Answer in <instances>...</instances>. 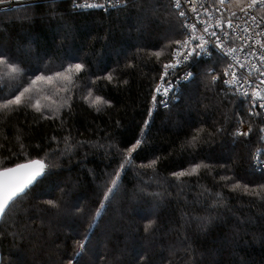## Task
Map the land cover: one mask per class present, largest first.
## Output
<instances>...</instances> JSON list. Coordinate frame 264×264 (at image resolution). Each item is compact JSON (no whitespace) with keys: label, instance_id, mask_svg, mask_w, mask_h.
I'll return each mask as SVG.
<instances>
[{"label":"trees","instance_id":"16d2710c","mask_svg":"<svg viewBox=\"0 0 264 264\" xmlns=\"http://www.w3.org/2000/svg\"><path fill=\"white\" fill-rule=\"evenodd\" d=\"M171 1L131 0L126 9L107 12L75 11L70 1L0 11V47L22 69L14 77L0 70V101L38 76L85 65L70 73L71 83L38 81L21 107L0 108V169L27 159L48 166L17 199L9 214L16 225L0 224L2 264H66L86 232L88 250L79 264H264V189L257 187L264 173L252 165L263 120L250 114L246 100L226 92L224 61L194 62L195 77L179 100L151 112L176 45L163 46L181 38L182 18ZM29 45L32 59L15 51ZM161 50L158 60L154 53ZM210 70L220 77L215 84ZM96 95L108 101L99 111L90 103ZM193 95L199 104H192ZM37 100L40 112L32 106ZM241 119L248 126L242 132L252 126L248 136L235 135ZM137 139L142 143L121 170L119 189L93 220L110 176ZM181 171L191 174L173 175ZM237 181L241 186L233 190ZM57 198L59 210L45 203Z\"/></svg>","mask_w":264,"mask_h":264},{"label":"snow or ice","instance_id":"6c2138e0","mask_svg":"<svg viewBox=\"0 0 264 264\" xmlns=\"http://www.w3.org/2000/svg\"><path fill=\"white\" fill-rule=\"evenodd\" d=\"M46 2H50L53 5H55L58 0H46ZM109 7L113 8H127L129 6V3L131 0H106ZM218 2L221 5H224L225 0H218ZM236 2L242 3V0H236ZM257 0H251V2L247 5L248 8L254 7ZM261 5L264 6V0H260ZM0 3H3V0H0ZM26 7H32V4H27ZM73 7L74 8H100L103 9L105 7V4L102 3H85V4H78L76 3V0H73ZM175 8L180 9L181 3L180 0H175ZM192 11L195 12L196 9L193 6ZM241 11H244L243 8H241ZM51 15H55L56 13H50ZM234 15V13H233ZM178 16L181 18L185 17L184 11H179ZM31 16H23L21 17V20H28L31 21ZM255 19V17H253ZM229 27H231V21H229ZM3 25L0 24V31H3ZM203 33L207 34L210 37H215L216 39L214 41H210L208 39H205V35H196L197 32V26L196 24L188 23L186 19H181L177 23V33L181 38H170L168 43L164 45V48L170 47L171 45H176L177 47L172 48L171 55L173 57V60L164 63L163 64V74L161 75V81L164 82V78L169 75V69L175 70L179 65L181 64H189L194 58L200 57L201 55H210L208 45L210 43H213L215 47L225 56H231L232 53L235 51L234 49L228 48L225 49L223 47V40L217 36L215 32H209L208 27L203 28ZM247 31V29H245ZM257 44L260 45L262 49H264V43H261L260 41H257ZM163 50V49H162ZM161 51H156L154 55L159 60L161 54ZM233 59H236L234 56ZM259 59L262 63H264V54H261L259 56ZM238 62V61H237ZM85 65L83 63H69L68 67L64 69L63 71H56L52 75H41L36 77V79L31 80V83L23 89V91H20L18 95H14L11 98H5L2 101H0V108L8 109L10 107H14L18 109L22 106L25 94L30 92L34 85L37 84L38 81H46L48 83H52L54 78H62L69 83L72 82V77L70 73L73 72V70L76 73H80L83 71ZM232 64H228L226 68L223 69V75L225 77H231V79H224L223 83L228 86H232L234 84L239 83V79L237 78V74L235 71H230L232 69ZM241 68L244 67L243 64L240 65ZM252 69L258 71L260 73V77H264V70H261L257 68L256 65H252ZM0 70H3L7 73L9 77H14L22 72L21 67L18 63L13 61L6 53L3 51H0ZM211 74V80L212 83L215 84V82L220 79L219 75L215 74L212 70H210ZM250 75V72L248 73ZM193 76V73L191 71H188L185 73V78H191ZM2 78V76H0ZM97 80L101 79V77H97ZM106 79L109 82H112L114 79V76L112 73H109L106 76ZM245 82H248V76L244 77ZM94 84L95 81H92ZM123 83H127V81H123ZM166 85L163 89L159 85L154 89L155 93L157 94H163V96L167 97L169 94V91L173 88V82L171 80L166 81ZM261 85H264V79H259V84L256 85V87L253 89L252 95L253 97L259 98L261 101L260 107L264 108V87H261ZM67 91V88L64 89ZM243 96H247L248 93L245 91L242 93ZM92 96V92L89 91L88 97ZM88 97H85L86 99ZM45 99H48V97H45ZM153 103L157 102L156 95H153L152 97ZM55 103V101H53ZM90 103L93 106H97V111L100 110L99 106L102 104H107L108 101L104 100L101 96L96 95L94 99H91ZM160 104H162L164 107H168L169 101L167 99H161L159 101ZM37 112L41 111V104L37 100L34 105H32ZM250 111H252L250 109ZM151 114V113H150ZM252 114L260 115L259 113H256L252 111ZM43 115V113H42ZM145 124H148V121H145ZM241 124H243V121H241ZM200 131L199 129L197 130ZM217 131H220V129H217ZM252 132V126L249 125L247 132H241L239 129L236 130L235 135H243L248 136V134ZM261 133H264V128L260 129ZM198 139L197 136L192 137V144L194 146V142H196ZM261 139H264V136L261 137ZM65 143H67V138H65ZM142 141L140 139H137L135 141V144L127 150L126 155L121 156V160L119 162L117 170L114 171V173L110 176V179L108 181V184L110 186H107L103 191V196L100 201L99 207L96 209L95 214L93 216V220H96L100 216H102V212L106 207L105 202H111V199L114 196V192L119 189L120 183H121V170H126L128 166L132 165V153L136 151V149L141 145ZM103 147V145H101ZM111 147V145H109ZM21 148H23V145L21 144ZM67 151V149H65ZM156 164V160L151 161V164L149 167H152ZM47 165L43 159H27L23 163H17L14 167H5L0 169V222L4 223H10L12 226H15L17 221L15 219L9 221V214L11 213L12 209L15 207L17 203V198L21 197V194L27 195L25 192L26 189H29L30 186H32L34 183H38V178L43 177L45 175ZM199 165L195 166L191 172L195 173L199 170ZM186 174L184 171L181 172H175L173 173L174 176L177 178H180ZM226 179H228L226 177ZM240 182L237 181L232 185V189L236 190L239 188ZM245 191H248V185H243ZM258 188L264 189V184L257 185ZM256 195H260L259 193H256ZM264 199V197H261ZM49 208L59 210L60 208V198L57 199H50L45 202ZM78 212L82 213V209H77ZM153 222L149 221L148 224L145 225V232H149L152 228ZM96 225L94 223L89 224V230L94 228ZM11 235L15 236L16 233L12 232ZM2 235V233H0ZM89 241L88 233L86 232L84 235V238L81 240L75 241V246L73 249L72 255L67 259L66 264H79L80 258L86 253L88 250L86 248V245Z\"/></svg>","mask_w":264,"mask_h":264},{"label":"built area","instance_id":"2783aa9c","mask_svg":"<svg viewBox=\"0 0 264 264\" xmlns=\"http://www.w3.org/2000/svg\"><path fill=\"white\" fill-rule=\"evenodd\" d=\"M58 1H70L71 7L75 11H90V10H101L104 12L113 10L115 8L109 7L106 0H76L78 4L85 3H102L105 4L103 9L100 8H74L73 0H58ZM173 8L179 12L184 11L185 17L188 23L196 24L197 32L196 35H205V39L214 41L215 37H210L203 33V28L208 27L209 32H215L223 40V47L225 49L231 48L235 51L231 56L223 55L213 43L208 45L210 55H201L200 57L194 58L189 64H181L175 70L169 69V75L164 78V82L160 81L159 86L163 89L166 85V81L171 80L173 82V88L169 91L167 97L163 94L156 95L157 102H152L151 112H156L164 107L159 103L161 99H167L169 104L177 102L180 97V93L187 83L192 81L195 77V71L193 64L196 61L211 59L214 56L220 57L224 63L225 68L228 64H232V69L230 71H235L237 78L239 79L238 84L228 86L224 84V88L227 93L234 97L243 98L247 101L249 109L259 113L262 116L263 127L264 128V108L260 107L261 101L259 98L253 97V89L259 84V79H264L260 77V73L252 69V65H256L257 68L264 70V63L259 59L261 54H264V49L257 44V41L264 43V17L261 15V11L264 6L261 5L260 0H257L254 7L248 8L247 5L251 0H242V3H237L236 0H225L224 5H221L218 0H180L181 8H175V0L171 1ZM37 3H47L46 0H3L0 3V11L12 10L18 7L26 6L27 4H37ZM195 7L196 11L193 12L192 8ZM241 8L244 11H241ZM234 13V15H233ZM255 17V19H253ZM229 21H231V27H229ZM247 29V31H245ZM177 47V46H175ZM236 59H233L232 57ZM173 57H171V61ZM238 61V62H237ZM243 64L244 67L241 68L240 65ZM191 71L193 76L191 78H185V73ZM250 72V75L248 73ZM248 76V82H245L244 77ZM224 79H231V77H225ZM264 87V85H261ZM247 91L248 95L245 97L242 95ZM252 111L249 110L250 114ZM240 128L246 130L245 124H241ZM244 122V121H243ZM241 129V131H242ZM264 133L260 134V145L256 149L252 161V165L258 173H264V139L261 137Z\"/></svg>","mask_w":264,"mask_h":264},{"label":"rangeland","instance_id":"374dc122","mask_svg":"<svg viewBox=\"0 0 264 264\" xmlns=\"http://www.w3.org/2000/svg\"><path fill=\"white\" fill-rule=\"evenodd\" d=\"M150 16H153V14L152 13H150ZM65 27L64 26H62L61 27V35H63V31H65ZM162 38H159V40H161ZM31 42H29V44H30ZM135 44V43H134ZM29 47H32L31 45H29V46H23V47H15V51L18 53V54H20V55H22V54H24L27 58H30V56H31V52H30V48ZM4 49L2 48V47H0V51H3ZM70 52H71V50H69ZM68 51V52H69ZM72 53H75V54H78L77 52H72ZM30 59H32V56H31V58ZM35 62V61H34ZM35 65V67H38V64H34ZM190 99H192V104L193 105H196V104H199V102H200V99L201 98H199V97H197V95H193L192 96V98H190ZM243 124H245V121L243 122ZM242 124V125H243ZM246 125V124H245ZM248 126L246 125V128H247ZM242 129V128H241ZM241 129H240V131H241ZM242 131H243V129H242ZM241 131V132H242ZM245 131V130H244ZM150 211H148V215L150 216Z\"/></svg>","mask_w":264,"mask_h":264},{"label":"water","instance_id":"95a60500","mask_svg":"<svg viewBox=\"0 0 264 264\" xmlns=\"http://www.w3.org/2000/svg\"><path fill=\"white\" fill-rule=\"evenodd\" d=\"M13 167H14V166H13ZM44 177H45V175H44L43 177L38 178V180L40 181V180H42ZM36 184H37V183H34L32 186H30L29 189H26L25 192L27 193L30 189H32L33 187H35ZM23 195H24V194H21V196H23ZM17 199H18V198H17ZM0 224H1V222H0ZM0 264H2V254H1V252H0Z\"/></svg>","mask_w":264,"mask_h":264},{"label":"bare ground","instance_id":"6f19581e","mask_svg":"<svg viewBox=\"0 0 264 264\" xmlns=\"http://www.w3.org/2000/svg\"><path fill=\"white\" fill-rule=\"evenodd\" d=\"M250 110V109H249ZM263 127V126H262ZM260 134H261V132H260Z\"/></svg>","mask_w":264,"mask_h":264}]
</instances>
